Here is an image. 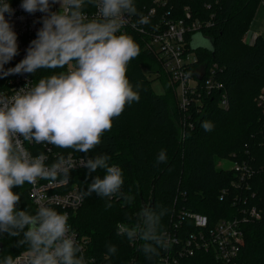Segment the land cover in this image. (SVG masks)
I'll return each instance as SVG.
<instances>
[{
  "label": "trees",
  "instance_id": "1",
  "mask_svg": "<svg viewBox=\"0 0 264 264\" xmlns=\"http://www.w3.org/2000/svg\"><path fill=\"white\" fill-rule=\"evenodd\" d=\"M261 1L166 0L149 19L146 27L150 28L156 23L157 15L168 13L172 20L181 18L187 7L191 20L211 23L185 36L187 51L196 57L189 69L202 66L204 77L194 88L190 87L184 106L180 105L177 91L165 79L159 78L163 94L152 90L149 75L161 73L157 57L144 49L145 40L140 34L126 31L140 47V54L129 62L126 73L134 87L139 85L140 100L126 105L124 112L113 120L112 129L103 134L101 144L89 153L53 146V151L63 156L71 153L94 158L108 154L109 164L122 169L121 191L135 197L129 205L122 197L109 201L93 193L70 216L69 222L77 236L88 241L83 254L89 264H159L165 249H159L158 256L149 258L140 250L141 241L132 243L126 236L117 235V224L131 223L128 217L135 221L145 205L167 209L161 220L163 231L176 222L175 215L180 210L203 215L213 225L223 218H233L240 206L263 207L264 115L258 97L264 92V37L258 35L252 43L243 41ZM134 3L143 15L153 6L152 0H134ZM132 18L136 21L138 17ZM196 33L211 42V50L207 46L190 45ZM214 65L217 70L212 79L221 88L208 93L203 89V81ZM61 71L60 68L40 69L35 74H27L37 83ZM222 93L226 95L227 107L219 104ZM204 121L214 125L211 131L201 127ZM161 150L166 152V163H157ZM222 159L250 167L252 176L247 183L238 181L236 171L219 168L217 165ZM104 174V170L98 169L89 175L85 167L70 172L69 181L83 192L96 175L103 178ZM27 190V183L13 189L21 197L17 209L35 214ZM223 191L225 194L220 200ZM109 202L112 206L106 207ZM178 229L180 236L195 230L189 220L182 222ZM242 230L244 242L236 264H264V217L244 223ZM18 239L0 234L3 246L0 261L26 250V245L16 246ZM109 244L116 247V253L107 252ZM182 261L183 264H221L211 253L203 252Z\"/></svg>",
  "mask_w": 264,
  "mask_h": 264
},
{
  "label": "clouds",
  "instance_id": "2",
  "mask_svg": "<svg viewBox=\"0 0 264 264\" xmlns=\"http://www.w3.org/2000/svg\"><path fill=\"white\" fill-rule=\"evenodd\" d=\"M56 4L60 7L53 11ZM86 5L97 9L95 17L87 16ZM21 8L29 14L43 13L42 26L24 58L5 69L19 50L17 34L5 18V14L13 15L14 9L9 0H0V76L69 68L41 78L27 90L25 86L11 97H0V234L19 238L17 247L27 246L22 264H89L71 231L67 213L44 205L35 214L18 210L21 197L13 189L26 183L36 185L39 179L49 185H65L79 164L89 175L98 169L105 174L103 178L96 175L78 200L95 193L109 201L122 197L130 205L135 197L121 191L122 169L110 165L111 157L103 153L79 161L59 155L48 165L46 154L33 156L24 142L85 154L97 148L126 105L140 100L139 85L134 87L126 75L140 47L121 29L133 16L138 17L134 26L148 24L149 17L138 12L134 0H22ZM203 44L211 50L210 41L203 40ZM201 127L211 131L214 125L204 121ZM166 162V152L161 150L157 163ZM166 213L159 205H145L135 221L128 217L131 223L117 224V235L132 243L141 241L140 250L149 258L158 256L159 249L169 247V237L161 229ZM116 251L114 245H107L109 254ZM20 260L7 255L0 264H18Z\"/></svg>",
  "mask_w": 264,
  "mask_h": 264
},
{
  "label": "built area",
  "instance_id": "3",
  "mask_svg": "<svg viewBox=\"0 0 264 264\" xmlns=\"http://www.w3.org/2000/svg\"><path fill=\"white\" fill-rule=\"evenodd\" d=\"M165 1L152 0L153 6L144 15L151 19L157 14V9L164 6ZM9 2L12 9H14V14L11 16L5 14V18L9 20L13 26V30L17 34L19 54L5 65V69L14 67L24 58L30 42L36 39L37 30L42 26L40 18L44 15L40 12H36L35 14L25 12L21 8L22 0L16 2L9 0ZM59 7V4L53 5L52 10L56 11ZM84 11L89 18L95 17L97 13V9L90 5H86ZM183 12V17L173 20L172 18H168V13L159 14L157 15L156 23L150 28L146 27V24L134 26L135 20L131 17L129 22L121 29V32L128 30L135 31L144 38V49L156 55L160 69L170 77L172 81L170 83L173 88L175 89L176 86L180 88L181 96L178 99L181 106H184L187 101V92H189L190 87L194 88L204 77L203 70L200 78H194V85L187 84L191 78H188L187 74L192 70L189 69V66L190 63L196 62V57L193 53L187 51L185 36L195 33L211 24L207 21L191 20L192 15L187 7ZM137 28L142 30H137ZM68 68L69 66H65L62 71H67ZM215 70H217L215 65L209 68L207 77L203 81V89L208 93L221 88V84L214 82L212 79ZM34 85V80L27 73L14 74L6 77L0 76V97H11L19 89L26 86L25 90H27V88ZM258 102L263 108L262 114L264 115V92H261V95L258 97ZM219 104L223 107L228 106L225 93L221 94ZM24 146L33 156L40 153L46 154L48 159L45 163L48 165L53 163L59 156V154L53 151L52 145L24 142ZM69 156L75 161L89 159L88 157L82 155L77 156L71 153L65 155V158ZM81 168L85 167L78 164L71 172ZM231 170L236 171L238 181L241 183H247L252 176V170L245 165L235 163L234 168ZM27 191L36 211L40 205H44L54 208L57 212L67 213L69 219L73 213L79 210L83 201L77 199L81 193L78 186L70 181L65 185H49L47 180L39 179L36 185L28 184ZM223 194H225V191H223L220 200ZM235 201L237 202V197ZM263 217L264 205L260 208L255 204H251V206H240L237 214L233 218H223L211 225L210 220L203 215L180 210L175 215L176 222H172V226L165 231L169 237V247L165 249L163 256L159 258L158 262L159 264H183L182 259L192 258L197 252H203L207 254L211 253L214 260L221 264H236L244 242L243 224L261 220ZM69 219L68 224L71 226V231L76 241L84 249L88 241L85 238L80 239L77 236ZM185 220L191 221L195 230L188 232L185 236H180L177 231L181 223ZM25 253H19L14 256V258H21L18 264H22Z\"/></svg>",
  "mask_w": 264,
  "mask_h": 264
},
{
  "label": "rangeland",
  "instance_id": "4",
  "mask_svg": "<svg viewBox=\"0 0 264 264\" xmlns=\"http://www.w3.org/2000/svg\"><path fill=\"white\" fill-rule=\"evenodd\" d=\"M263 2H264V0H262L260 2L261 4L258 6V8L256 10L254 18L250 24V27H249L248 31H246L245 35L243 36V41H245V42L248 41L247 39L251 38V37H246L247 32H251L252 34L256 32V33H259V35L264 37V3ZM203 40H207V39L205 37H203L201 34L196 33L193 35L192 41H190V45L192 47H195V46H199V47L204 46L205 47V45L203 44ZM202 71H203L202 66H199L197 68H193L191 71H189V74H187V77L188 78L191 77V78L189 79L187 84L188 85L189 84L194 85L195 84L194 78H200ZM148 78H150V80H151L152 90L159 95L164 93L163 92L164 88H163V84H162V79H165L164 82L168 85L170 84V82H172L170 77H168V75L162 70H161L160 75L158 74L156 76V75L150 74ZM159 78H162V79H159ZM175 90L177 91L178 98H180V96H181L180 88L176 86ZM217 166L219 168H224V169L234 168V164L230 160H224V159H222L218 163ZM23 252H26V250H21L17 254L23 253Z\"/></svg>",
  "mask_w": 264,
  "mask_h": 264
},
{
  "label": "crops",
  "instance_id": "5",
  "mask_svg": "<svg viewBox=\"0 0 264 264\" xmlns=\"http://www.w3.org/2000/svg\"><path fill=\"white\" fill-rule=\"evenodd\" d=\"M259 35V33H251V32H247V36L246 37H251V38H249V39H247L248 41V43H252L253 41H254V39L257 37Z\"/></svg>",
  "mask_w": 264,
  "mask_h": 264
},
{
  "label": "water",
  "instance_id": "6",
  "mask_svg": "<svg viewBox=\"0 0 264 264\" xmlns=\"http://www.w3.org/2000/svg\"><path fill=\"white\" fill-rule=\"evenodd\" d=\"M3 246H2V243L0 242V251L2 250Z\"/></svg>",
  "mask_w": 264,
  "mask_h": 264
}]
</instances>
